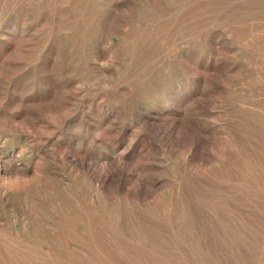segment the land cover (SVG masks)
<instances>
[{"label":"rangeland","instance_id":"rangeland-1","mask_svg":"<svg viewBox=\"0 0 264 264\" xmlns=\"http://www.w3.org/2000/svg\"><path fill=\"white\" fill-rule=\"evenodd\" d=\"M0 264H264V0H0Z\"/></svg>","mask_w":264,"mask_h":264}]
</instances>
